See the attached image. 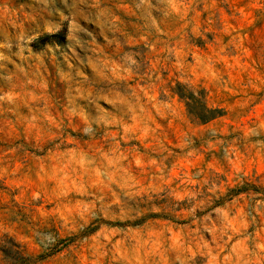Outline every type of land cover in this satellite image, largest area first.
Segmentation results:
<instances>
[{
  "label": "rangeland",
  "instance_id": "obj_1",
  "mask_svg": "<svg viewBox=\"0 0 264 264\" xmlns=\"http://www.w3.org/2000/svg\"><path fill=\"white\" fill-rule=\"evenodd\" d=\"M0 264H264V0H0Z\"/></svg>",
  "mask_w": 264,
  "mask_h": 264
},
{
  "label": "trees",
  "instance_id": "obj_2",
  "mask_svg": "<svg viewBox=\"0 0 264 264\" xmlns=\"http://www.w3.org/2000/svg\"><path fill=\"white\" fill-rule=\"evenodd\" d=\"M187 106H188V107H191V108H199V109H203V108H204V107L201 106V105H200V106H199V105H198V106L195 105L192 101H191V102H188V103H187Z\"/></svg>",
  "mask_w": 264,
  "mask_h": 264
}]
</instances>
